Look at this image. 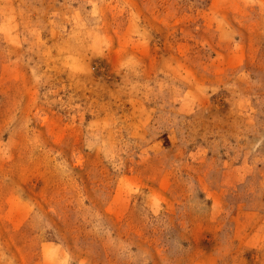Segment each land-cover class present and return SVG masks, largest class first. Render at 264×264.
Masks as SVG:
<instances>
[{
  "label": "rangeland",
  "instance_id": "1",
  "mask_svg": "<svg viewBox=\"0 0 264 264\" xmlns=\"http://www.w3.org/2000/svg\"><path fill=\"white\" fill-rule=\"evenodd\" d=\"M0 264H264V0H0Z\"/></svg>",
  "mask_w": 264,
  "mask_h": 264
}]
</instances>
